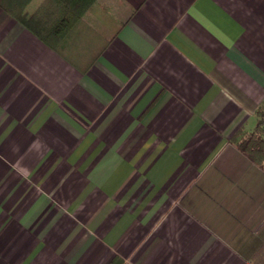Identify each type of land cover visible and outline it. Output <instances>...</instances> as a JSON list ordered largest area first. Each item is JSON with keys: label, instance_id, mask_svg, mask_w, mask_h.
Listing matches in <instances>:
<instances>
[{"label": "crops", "instance_id": "0c3cea01", "mask_svg": "<svg viewBox=\"0 0 264 264\" xmlns=\"http://www.w3.org/2000/svg\"><path fill=\"white\" fill-rule=\"evenodd\" d=\"M43 1L0 5V264H264V0H94L54 45Z\"/></svg>", "mask_w": 264, "mask_h": 264}, {"label": "trees", "instance_id": "16d2710c", "mask_svg": "<svg viewBox=\"0 0 264 264\" xmlns=\"http://www.w3.org/2000/svg\"><path fill=\"white\" fill-rule=\"evenodd\" d=\"M25 0H0V5L14 13ZM94 0H44L27 20L26 24L39 37L54 45L49 38L61 40L81 17L82 13ZM39 20L42 25L35 23ZM38 25V27H36ZM262 120L264 110L259 111ZM255 134L243 140L241 146L257 161L264 159V121L260 122ZM262 135V136H261Z\"/></svg>", "mask_w": 264, "mask_h": 264}]
</instances>
